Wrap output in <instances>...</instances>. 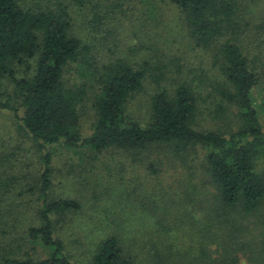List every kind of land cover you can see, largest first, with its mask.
<instances>
[{
  "label": "trees",
  "instance_id": "obj_1",
  "mask_svg": "<svg viewBox=\"0 0 264 264\" xmlns=\"http://www.w3.org/2000/svg\"><path fill=\"white\" fill-rule=\"evenodd\" d=\"M162 10L175 18L160 21ZM127 23L148 40L130 46ZM150 40L192 48L217 83ZM148 85L145 118L134 120L130 103ZM207 99L211 123L228 129L200 126ZM262 119L264 0H0V264H238L231 237L264 214ZM111 151L139 158L152 184L129 185L115 160L111 188L91 175L92 200L110 204L90 219L82 194H55L57 177L84 175ZM195 217L207 225L179 246L182 220Z\"/></svg>",
  "mask_w": 264,
  "mask_h": 264
},
{
  "label": "rangeland",
  "instance_id": "obj_2",
  "mask_svg": "<svg viewBox=\"0 0 264 264\" xmlns=\"http://www.w3.org/2000/svg\"><path fill=\"white\" fill-rule=\"evenodd\" d=\"M34 1V0H32ZM164 2V0H160V2ZM71 15L73 18L74 28L76 29L77 27L80 28V35L85 36L87 34L86 31H83L80 27L81 25V19L80 15L76 13L75 9L71 11ZM175 17H172V13L162 10V13L160 12V21L161 20H172ZM159 19V18H158ZM127 26L129 27L127 29L128 32L131 34L130 40H127V43L130 46H135L140 42L139 39L142 40H148L149 36L151 35L146 31H143L142 35L138 31H134L133 24L127 23ZM156 28V27H154ZM159 28H157L156 32L159 31ZM134 32L138 33V37L135 38L133 36ZM150 44H157L161 49H164V47L168 48V50L171 51L176 57L178 55V52L180 51L181 55H178L179 57L181 56L184 60L186 59L187 62H190L188 64V67L183 68L184 70L188 71L189 69H200V70H205V76L207 79H209L213 83H217L218 80V74L216 69L211 68L210 65L205 64L201 60L200 55L192 52L193 49L189 47H185L181 42L177 41L176 43L172 44L170 42H166V40H150ZM181 46V48H180ZM199 51V50H197ZM198 53V52H197ZM193 62V64H192ZM189 68V69H188ZM198 73V72H197ZM212 83V84H213ZM262 86L256 87L252 93L255 98V102L260 104L261 99L263 97V94L261 92ZM152 92V86L148 85L146 88L145 93H142L141 95L136 96V99L130 103L129 107V114L130 117L134 120H142V118H145L146 112L144 107L146 106L147 98L148 95ZM209 92V91H207ZM206 94V92H204ZM212 102L211 99H207L206 103H200V107L203 110L204 113H202L199 116V123L202 128L209 129V130H214L217 129V124L219 126H222V129H228L229 124L232 123L230 122H217L215 124L211 123V119L208 118L206 109L210 108L211 106L209 105V102ZM90 102H88L85 105L86 110H84V115H82L81 119V126L82 129L84 130L85 133L90 131V123L92 121V109L90 106ZM263 124L264 120L262 119ZM224 125V126H223ZM84 133V134H85ZM7 138V135L5 136ZM47 150H51V148H47ZM55 151V150H54ZM19 154V153H18ZM62 154L63 152L61 151H55V162H54V168L56 171V176L60 174L61 172H57L58 169L63 170V164H61L62 160ZM27 156H31L30 154H27ZM87 156L92 157L90 153H87ZM126 162V172H122L124 175V181L130 185V180L133 178H137L139 182L135 181V185L141 189V185L143 184L145 186L146 182H150L152 184V180L146 176V168L144 165L140 163V159L138 158L139 161H134L133 157H129L127 154H120L119 152H106L102 156H100L98 159L94 161L93 166L88 164V166H85V171L84 175H80L78 172H74L72 175H66L65 173H62V175H59L57 178L58 184H55L54 187V192L56 195H71V196H79L80 194L83 195V198L81 199L82 203L84 204V216L87 215V217L91 218H98L102 217L105 213L103 209H109L108 205L110 204L109 201H105V198H108L106 196L102 197L100 201L95 204V202L91 198V189L93 187V184L89 185V182H91V175L94 173L95 175H98L100 179H107L108 185L107 187L111 188L112 185H110L112 182H115V160L121 159ZM30 160H32V173L36 174L38 171V168L35 165L36 158H33L31 156ZM86 159L84 158V161ZM112 168V174L109 176V171H106V169ZM63 172V171H62ZM65 172V171H64ZM169 172V171H168ZM170 174V172L168 173ZM146 177H145V176ZM144 176V177H142ZM167 177H169L167 175ZM63 178H65L63 180ZM59 180H63V183H60ZM143 182V183H142ZM165 184V183H164ZM100 189L104 188L105 184L99 183ZM115 187V184L113 185ZM134 186V183L132 187ZM144 190V189H143ZM27 200V199H24ZM95 206V207H94ZM90 218V219H91ZM183 226H181V230L177 232L178 234L181 233V242L179 243V246L187 247L194 245L195 243V237L196 235L199 237V226H205V221L201 218H184L182 220ZM193 227V228H191ZM195 230V233L192 234L190 231ZM220 236V238L224 240H227L230 237H227V235H222L221 232L217 234ZM227 238V239H226ZM231 242L230 246L233 248L231 251H233L232 257L236 256L237 257V263L238 264H264V214H261L259 216H256L255 218H247L244 223H243V228L238 232L235 233L233 237H231ZM179 239V236H178ZM223 244V243H222ZM225 248L224 246H222ZM212 250L215 251L214 253V258L217 259L220 255H222V252L219 250H216L215 245L210 247ZM229 253L225 255L226 258L229 257ZM229 259V258H228ZM228 259L224 260V262H230ZM219 261H216V264H218Z\"/></svg>",
  "mask_w": 264,
  "mask_h": 264
}]
</instances>
